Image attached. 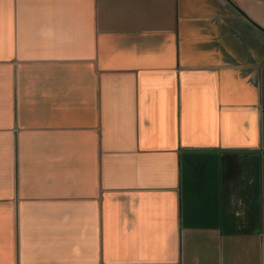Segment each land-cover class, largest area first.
<instances>
[{
    "label": "crops",
    "instance_id": "0c3cea01",
    "mask_svg": "<svg viewBox=\"0 0 264 264\" xmlns=\"http://www.w3.org/2000/svg\"><path fill=\"white\" fill-rule=\"evenodd\" d=\"M0 264H264V0H0Z\"/></svg>",
    "mask_w": 264,
    "mask_h": 264
}]
</instances>
